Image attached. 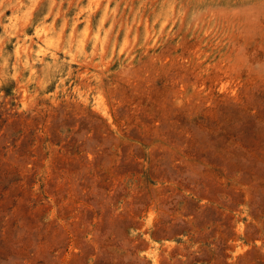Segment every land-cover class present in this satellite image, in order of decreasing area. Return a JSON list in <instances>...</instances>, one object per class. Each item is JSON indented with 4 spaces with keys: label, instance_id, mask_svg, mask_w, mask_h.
<instances>
[{
    "label": "rangeland",
    "instance_id": "obj_1",
    "mask_svg": "<svg viewBox=\"0 0 264 264\" xmlns=\"http://www.w3.org/2000/svg\"><path fill=\"white\" fill-rule=\"evenodd\" d=\"M0 264H264V0H0Z\"/></svg>",
    "mask_w": 264,
    "mask_h": 264
}]
</instances>
